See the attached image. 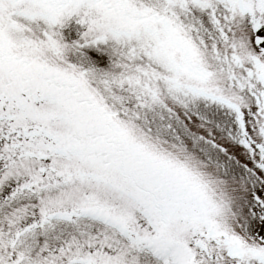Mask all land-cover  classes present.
Here are the masks:
<instances>
[{"label": "snow or ice", "instance_id": "6c2138e0", "mask_svg": "<svg viewBox=\"0 0 264 264\" xmlns=\"http://www.w3.org/2000/svg\"><path fill=\"white\" fill-rule=\"evenodd\" d=\"M0 264H264V0H0Z\"/></svg>", "mask_w": 264, "mask_h": 264}]
</instances>
